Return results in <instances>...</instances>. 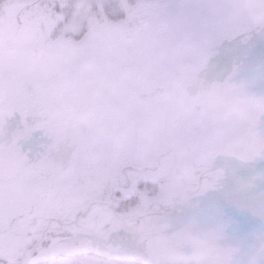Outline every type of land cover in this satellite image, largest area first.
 <instances>
[{
    "label": "rangeland",
    "instance_id": "374dc122",
    "mask_svg": "<svg viewBox=\"0 0 264 264\" xmlns=\"http://www.w3.org/2000/svg\"><path fill=\"white\" fill-rule=\"evenodd\" d=\"M24 2L37 1L7 0L0 7V98L5 92L11 94L18 113L31 116L32 120L43 117L51 104L55 118L86 112L78 126L67 128L68 142L75 147L66 165L79 169L67 181L58 180L51 192L53 198L67 197L68 210L79 200L83 205L88 198L77 196L73 190H80V180L83 185L90 181L94 186L91 194L102 201L109 190L108 181L99 178L112 173L105 170L102 155L115 158L134 154L143 158L139 162L147 163L169 147L170 161L182 165L181 175H192L196 166H201L198 176L187 181L191 184L186 186L194 185V189L183 192L184 188L178 185L169 191L168 181L151 182V186L144 187L143 190L149 187L151 192L163 188L169 192L164 197L169 218L159 228L163 239L147 237L142 232L132 239L135 248L122 243L119 246L133 252L159 254L160 257L154 258L170 264H206L208 259L200 248L223 241L227 233L221 230H228V223L239 220L226 213L224 201L231 200V189L250 178L264 152V134L247 130L248 126H260L262 122L254 99L255 94L264 91V0H67V6L61 3L63 12L54 13L47 4L24 9ZM173 4L176 5L170 7ZM152 5L159 7L163 15L159 36L152 35L153 31L149 34V23L142 21L149 19L147 11ZM225 29L233 31L229 34L233 44L209 55ZM154 82L170 85L155 94L158 102L167 94L168 100L154 105V98H145L146 107L151 108L141 110L152 126L141 123L139 132L129 129L121 137H112L113 127H104L103 131L95 120L99 106L119 107L144 91L149 93L148 85ZM133 105H127L123 112L131 111ZM113 112L116 113L105 109L102 115L110 123L119 122V118L111 119ZM245 113L249 114L242 116ZM177 147L184 148V155L176 151ZM146 148L148 151L142 157ZM192 151L198 158L192 166L185 167L184 156ZM50 167L58 169L55 164ZM49 172L36 173L31 187L0 191V215L7 216L23 206L37 214L34 221H25L26 216L14 221L12 230H8L11 228L8 221L2 222L5 231L0 235V255L5 257L14 252V247L7 245L9 242L25 251L28 247L25 242L39 238L36 227L41 228V213L57 210L51 207L53 202L45 209L42 203L27 207L28 200L38 196L33 188L36 185L46 188L44 179ZM152 176L156 175H148ZM65 186L71 190L64 189ZM115 199L121 202L126 198ZM139 204L135 202L134 208ZM129 205L132 209V204ZM154 207L147 210L149 214ZM123 211L127 210L122 208L120 212ZM95 212L92 209L93 218L88 226L102 224L105 215ZM69 216L71 212L66 215ZM150 218L147 223L151 226L155 218ZM54 222L55 216L50 218L49 226L53 227ZM28 225L31 232L27 236ZM95 230L91 233L97 234ZM15 239L24 242L17 241L18 244L12 241ZM86 243L84 250L89 252L94 245ZM85 252L59 260L38 254L32 262L22 264H135L127 259L97 258ZM29 253L27 249V257ZM229 263L239 262L219 261Z\"/></svg>",
    "mask_w": 264,
    "mask_h": 264
},
{
    "label": "trees",
    "instance_id": "16d2710c",
    "mask_svg": "<svg viewBox=\"0 0 264 264\" xmlns=\"http://www.w3.org/2000/svg\"><path fill=\"white\" fill-rule=\"evenodd\" d=\"M7 0H0V7L3 3H5ZM37 2L35 3H28V2H24V9L25 8H29L30 6H34L37 5L38 7L41 6L40 8L44 7L45 4H47V6H49V10L54 13V12H63V10L61 9V3L64 2L65 5L67 6V0H36ZM40 4V5H39ZM44 5V6H42ZM176 4L171 5L170 7L175 6ZM150 12V17L149 19H145L142 20L144 23L146 22L149 23L147 28H148V33L150 34L151 31L152 35H156L159 36L162 32H160L161 29H159L163 23V15H160L161 11L160 8L158 7L157 9L155 7H153V5L151 7H149L148 9ZM161 19V20H160ZM136 28V27H135ZM179 85H181V83H178ZM163 86H166V84H162ZM178 85V86H179ZM158 82H154L152 83V85H148L147 91H149V93H146V91H144L143 93H141L139 95V97L137 96L136 98H131L130 100L125 101V103L123 105H120L118 109H112L114 111H116V113L113 112V114L111 115V119L119 120V122H111L108 121L109 119L105 116H103V111L105 109H111L110 105H102L101 109L99 111H97L96 113V118L95 120L101 125L102 129L104 127L110 126L113 127L111 134L112 137H114V135L121 137V136H125L124 132L126 130L129 129H135L137 132H139L138 130V126L142 125L144 123L147 122V119L145 118L144 114L142 113L141 109H149L151 107H146V99H153L152 102L154 103V105L160 104L161 102H164L166 100H168V94L163 96L160 102H158L155 98V94H158V92H160L162 86ZM160 88V89H159ZM159 89V91H158ZM146 98V99H145ZM143 99H145L144 101H142ZM130 104H134L133 105V109L131 111H124L123 109ZM153 105V106H154ZM118 112V113H117ZM144 116V117H143ZM116 120V121H117ZM106 121V123H105ZM153 122V121H152ZM142 123V124H141ZM148 126H152L153 123H149L147 122ZM141 130V129H140ZM103 131L105 132L106 130L103 129ZM106 135V133L104 134V136ZM104 140H107V137H105ZM134 147H137V144L134 145ZM131 149V147H128ZM178 152H183L184 148L181 147H177ZM147 148L145 149V152L143 151V153L141 154V156L143 157V154L147 153ZM170 151L171 148L166 147L164 149H162V151H159L158 154H156L154 156V158L148 160V162L146 163V161H142L139 162L140 160H142L143 158L139 157V156H135L134 154H131L130 156H122L119 155L117 157H112V156H108L106 155H102L101 157V162L105 165V170H107L108 172L112 171V173H110L109 175H107L106 177H104V175H101V177L99 178L100 180L102 179H106L108 182V192L105 193V197L102 201H99L97 199V195L91 194V192H93L94 186L92 184H82L83 182L79 180V182L81 183L79 185V187L81 186L80 190H77V188H74L73 190L75 192L78 193L77 196H81V198L85 199L86 197L88 198V200L82 205L79 204L81 202V200L75 202V204L73 206H71V209L68 210L69 208H66V201H67V197L62 199V197L58 196V199H54L52 193H45V192H41L37 193L38 196H35L33 198H30L27 202V207L30 206H36V205H41L45 206L44 209L48 206L51 202H53V204H51V207H56L57 210L55 211H48L46 212V210L41 213L42 216V224H41V228L38 230V227L36 232L39 231V237L43 235V238H52L55 236H66L69 235L70 233H74V234H78V233H82V232H91L93 229H96L95 231H98L97 234L102 236V237H108L109 235H111L112 233H114L115 231H117L120 228V218L122 216H132L133 214L137 213V212H141L143 210H145L146 208L150 207L153 204L156 203H165L164 197L169 194V192L164 191L165 188H163L161 191L157 192H151L149 187L146 188L145 190L144 187L147 186H151V182H157L159 183L160 181H168L169 184V191L172 188H176V186H180L181 188H183L184 186H186L187 184H191V182H187L189 178H196L198 176V174L201 171V166L197 165L196 167H194V169L196 168L197 170L195 172H192V175L186 176L185 175H181V173L179 171V167H182V165H177L175 164L176 161H170ZM188 151V150H187ZM131 152V151H130ZM191 153L193 154V151L190 152V155H186L184 156V161L183 158H180L179 160H182V163H185V167H189L192 166L194 162H196L198 156H196V152L194 151V154L191 155ZM105 156V157H104ZM178 162V160H177ZM199 166V167H198ZM104 167V166H103ZM77 170L79 168H76ZM75 169V170H76ZM74 170V171H75ZM150 173L155 174L156 176H152V178H149L148 175ZM191 176V177H190ZM162 179V180H161ZM169 179V180H168ZM78 180V178H77ZM78 187V188H79ZM179 187V188H180ZM69 187L65 186L64 189H68ZM178 189V187H177ZM71 190V187L69 188L68 191ZM144 192H146V195L144 194ZM62 193V191H61ZM75 195V194H74ZM115 197H124L126 199H122L121 202L118 201V199H115ZM76 199H80V198H75ZM30 201V202H29ZM32 201V203H31ZM56 203H55V202ZM135 202H139L140 204L136 206V208H134V203ZM34 203L36 205H34ZM129 204H132V209H129L128 207H130ZM50 207V208H51ZM60 207H65L64 208H60ZM49 208V209H50ZM122 208H124L127 211H123L120 212V210H122ZM26 207L23 206L22 210L19 211H15V210H11L9 213V215L6 216V214H1L0 215V235H3L5 229H3V225L2 222L3 221H8L9 222V227L8 230H12V226L14 224V221L17 220H23V216H26L25 221H34L35 218L37 219V214H35L34 212H30L28 211V209H26ZM54 209V208H53ZM92 209H95V213H97V215L100 213L101 216L104 218L102 220V224L97 225L95 227L93 226H88L90 225V221L93 218L92 215H90ZM130 210V211H129ZM118 211V213L116 212ZM71 212V216L66 217V215ZM116 213L118 214V216H116ZM55 216V220L56 222L53 223V227L49 226V221L50 218ZM77 216V218H76ZM68 218H71V220H69V222L67 221ZM67 221V225H63V223H65ZM148 219H142V220H137L135 222H128V228L130 230L133 229H141L142 230V226L145 224V222H147ZM95 222V221H94ZM88 224V225H87ZM26 226L23 225V227ZM137 226V227H136ZM49 227V228H47ZM15 228V227H14ZM148 229V233H154L157 231V227L154 226H150V227H146ZM138 229V230H139ZM7 230V231H8ZM31 232L30 229V225H28L25 228V233L28 236ZM21 234V232H19ZM45 233V234H44ZM4 237H6L4 235ZM36 239H34L35 241ZM14 242L20 241L19 239H15L12 240ZM34 241H30V242H25L26 246H29L30 243L34 242ZM20 242H24V241H20ZM18 243V242H17ZM20 244V243H18ZM7 245L14 247L12 249V251H14L12 254H8V256H16L19 255L21 252V254L23 253L22 248L20 247H15V243H7ZM19 249H21L22 251H18ZM82 249L80 248L79 245L74 244V243H59L56 246H54L53 248L44 251L40 254H44V255H49L48 258L50 260L54 258V260H59L61 257H68L69 254H75L76 252L81 251ZM36 257V256H35ZM47 258V260H48ZM1 264H6V263H2Z\"/></svg>",
    "mask_w": 264,
    "mask_h": 264
},
{
    "label": "flooded vegetation",
    "instance_id": "af4514ba",
    "mask_svg": "<svg viewBox=\"0 0 264 264\" xmlns=\"http://www.w3.org/2000/svg\"><path fill=\"white\" fill-rule=\"evenodd\" d=\"M17 108L14 97L5 92L0 98V191L31 187L36 173L48 171L44 181H50L47 187L54 189L59 179L67 181L74 174L70 166L60 170L50 167L57 158L53 153L61 142L60 132L69 121L53 117L51 105L43 117L35 120L23 117Z\"/></svg>",
    "mask_w": 264,
    "mask_h": 264
},
{
    "label": "bare ground",
    "instance_id": "6f19581e",
    "mask_svg": "<svg viewBox=\"0 0 264 264\" xmlns=\"http://www.w3.org/2000/svg\"><path fill=\"white\" fill-rule=\"evenodd\" d=\"M255 169L259 173L255 174L252 180L247 181L245 184L239 186L236 189V196L233 198L237 200L236 203H225V207L231 209L233 213L236 212H253L259 218L258 221L264 223V183H262V176H264V167ZM242 247L239 242L234 239L227 240L223 243H218L215 245H209L203 247L201 252L209 257L211 260L218 259V257H229L240 252ZM240 260L241 264H248L249 262ZM252 263L263 264L262 261H253Z\"/></svg>",
    "mask_w": 264,
    "mask_h": 264
},
{
    "label": "water",
    "instance_id": "95a60500",
    "mask_svg": "<svg viewBox=\"0 0 264 264\" xmlns=\"http://www.w3.org/2000/svg\"><path fill=\"white\" fill-rule=\"evenodd\" d=\"M84 237H90L89 235H80V236H71V237H63V238H57L55 240H52V245H55L59 242H75V243H78L81 241L82 238ZM96 242L98 244H101L103 241L99 238H95ZM44 248H39L38 250L34 251L33 254L39 250H43ZM32 254V255H33ZM123 256H127V257H131L133 259H135L136 261H138L139 263L141 264H145L146 263V260H150L152 261V259L150 257H147V256H142V257H139L138 255L134 254V253H131V254H121ZM4 261H7V262H13V260H10V259H3V258H0Z\"/></svg>",
    "mask_w": 264,
    "mask_h": 264
}]
</instances>
